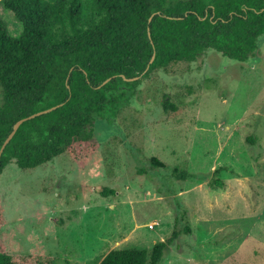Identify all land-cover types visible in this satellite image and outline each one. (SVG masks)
<instances>
[{
    "label": "rangeland",
    "instance_id": "obj_1",
    "mask_svg": "<svg viewBox=\"0 0 264 264\" xmlns=\"http://www.w3.org/2000/svg\"><path fill=\"white\" fill-rule=\"evenodd\" d=\"M0 17L20 32L1 1ZM257 43L243 62L208 49L152 71L115 116H95L101 146L85 167L66 153L33 168L7 164L5 251L96 264L111 249L150 248L176 226L188 232L159 264H264V34ZM164 96L177 111H163ZM151 155L166 166L151 167Z\"/></svg>",
    "mask_w": 264,
    "mask_h": 264
},
{
    "label": "trees",
    "instance_id": "obj_2",
    "mask_svg": "<svg viewBox=\"0 0 264 264\" xmlns=\"http://www.w3.org/2000/svg\"><path fill=\"white\" fill-rule=\"evenodd\" d=\"M0 1L20 24V32L11 35L0 17V147L15 121L61 104L19 125L0 154V174L11 162L33 168L62 153L85 167L101 146L94 141L95 116H115L152 71L194 61L208 49L243 62L264 34V0ZM140 74L133 81L121 77ZM161 107L177 111L168 96ZM149 165L166 166L154 155ZM172 173L186 177L178 166ZM209 183L223 185L218 178ZM4 222L0 201V226ZM183 231L188 228L175 226L150 248L111 249L96 264H159ZM52 259L44 252L8 254L0 241V264H51Z\"/></svg>",
    "mask_w": 264,
    "mask_h": 264
},
{
    "label": "water",
    "instance_id": "obj_3",
    "mask_svg": "<svg viewBox=\"0 0 264 264\" xmlns=\"http://www.w3.org/2000/svg\"><path fill=\"white\" fill-rule=\"evenodd\" d=\"M154 14H155V13L151 14V15L149 16L148 20H151V18H152V16H153ZM156 14H159V12H156ZM202 18H204V17H202ZM148 36H149V38H150L149 33H148ZM153 58H154V54L151 56V58H150V60H149L148 64L146 65V67H145V69H144L143 72H145V71L148 69L149 64L153 61ZM143 72H142V73H143ZM142 73H141V74H142ZM141 74L138 75V76H135V77H130V78H127V77H125L124 75H121V77H122L124 80H126V81H133V80L138 79V78L141 76ZM111 78H112V77L107 78L106 80H104V81L102 82V84L105 83V82H107V81H109ZM102 84H101V85H102ZM101 85H98L97 87H100ZM60 105H61V104H58V105L52 106V107H50V108H47V109H44V110L37 111V112H35V113H32V114H30V115H28V116H25V117L20 118V119H18L17 121H15V122L13 123V125H12V129H11V131L9 132V134L7 135V137L5 138V140L3 141V143H2V145H1V147H0V154H1V152H2V150H3V148H4V146L9 142V140L12 138L13 134L15 133V131L17 130V128L19 127V125H20L23 121H25V120H27V119H31V118H33V117H35V116H37V115H40V114H43V113L49 112V111L55 109L56 107H58V106H60Z\"/></svg>",
    "mask_w": 264,
    "mask_h": 264
},
{
    "label": "built area",
    "instance_id": "obj_4",
    "mask_svg": "<svg viewBox=\"0 0 264 264\" xmlns=\"http://www.w3.org/2000/svg\"><path fill=\"white\" fill-rule=\"evenodd\" d=\"M153 225H154V224H149V226H148V227L152 228V227H153Z\"/></svg>",
    "mask_w": 264,
    "mask_h": 264
}]
</instances>
